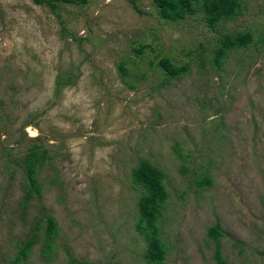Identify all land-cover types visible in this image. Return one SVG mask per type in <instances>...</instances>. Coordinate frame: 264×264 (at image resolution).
I'll list each match as a JSON object with an SVG mask.
<instances>
[{"label": "rangeland", "instance_id": "1", "mask_svg": "<svg viewBox=\"0 0 264 264\" xmlns=\"http://www.w3.org/2000/svg\"><path fill=\"white\" fill-rule=\"evenodd\" d=\"M240 1L213 28L202 13L166 20L153 0H136L143 13L130 0H0V264L47 214L56 257L38 244L27 264H148L141 161L164 174L161 264H217L218 223L228 264H264V0ZM236 31L254 41L216 62ZM164 57L188 73L169 78ZM34 148L43 188L24 212Z\"/></svg>", "mask_w": 264, "mask_h": 264}, {"label": "trees", "instance_id": "2", "mask_svg": "<svg viewBox=\"0 0 264 264\" xmlns=\"http://www.w3.org/2000/svg\"><path fill=\"white\" fill-rule=\"evenodd\" d=\"M37 4L50 5L52 8L58 7V2H64L73 5H84L88 0H34ZM137 10L143 13L136 0H130ZM160 16L172 22H180L191 15L203 14V19L209 26L215 28L221 21L235 17L239 14L242 3L240 0H153ZM254 41L251 32L236 31L221 36L217 42L215 53L216 62H219L229 50L237 48H246ZM169 78H181L188 73L186 65L178 66L171 61L169 57H164L160 61ZM46 153L34 148L25 156L24 172L26 181L22 205L26 212L28 204L34 198H37L42 191L43 183L39 176V171L45 162ZM134 182L142 186L144 193L139 201L140 220L137 224V230L144 235L147 241V250L145 258L148 264H161L165 261L168 249L164 242L158 220L161 214L162 202L166 199V187L164 183V174L158 168L147 161L139 162L134 169ZM210 183V178L200 181V184ZM45 219L39 221L33 227L28 237L18 244L15 256L9 264H27L35 247L40 244L42 254L49 262L56 257V241L60 231L58 221L52 214L44 215ZM43 229V230H42ZM209 236L217 244L215 258L217 264H228L224 259L221 250L222 231L220 223L212 226L209 230ZM69 264H89L88 261H79L72 259Z\"/></svg>", "mask_w": 264, "mask_h": 264}]
</instances>
